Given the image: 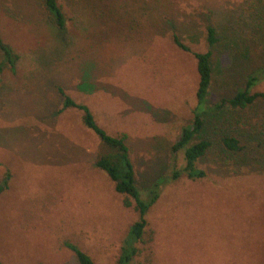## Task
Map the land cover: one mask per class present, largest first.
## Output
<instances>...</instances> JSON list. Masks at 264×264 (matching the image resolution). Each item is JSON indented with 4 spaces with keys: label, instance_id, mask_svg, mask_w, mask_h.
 I'll use <instances>...</instances> for the list:
<instances>
[{
    "label": "rangeland",
    "instance_id": "obj_1",
    "mask_svg": "<svg viewBox=\"0 0 264 264\" xmlns=\"http://www.w3.org/2000/svg\"><path fill=\"white\" fill-rule=\"evenodd\" d=\"M61 34L42 0H0V32L20 56L0 74V259L79 264L69 241L96 264H118L137 220L135 202L95 167L106 152L77 111L57 115L62 87L89 106L111 136L125 135L139 189L163 183L132 264H264V101L230 100L264 70V0H59ZM213 78L201 138L212 147L199 179L172 148L194 119L199 73L191 53L208 50ZM264 93V78L254 89ZM240 150H227L224 137Z\"/></svg>",
    "mask_w": 264,
    "mask_h": 264
},
{
    "label": "trees",
    "instance_id": "obj_2",
    "mask_svg": "<svg viewBox=\"0 0 264 264\" xmlns=\"http://www.w3.org/2000/svg\"><path fill=\"white\" fill-rule=\"evenodd\" d=\"M46 14L61 34L66 33L68 19L59 3V0H42ZM172 42L182 51L191 53L197 61V72L199 73V83L197 88V105L194 111L193 121L187 125L179 139L173 145V152L184 154L185 167L183 170L173 172L170 180H177L185 173L191 179H199L205 176V172L197 167L198 162L203 158L212 147V142L200 139L205 126V118L208 114L207 97L212 84L213 69L211 65L212 49L218 43L217 32L214 27L206 28V42L208 50L204 53L194 52L184 44L176 32L172 33ZM20 56L15 47L5 40L0 32V74L6 69L11 72H17V66ZM264 78V70L258 75L250 76L243 89L230 99L225 101L232 109H245L264 101V93L255 92L254 89ZM57 94L60 98V106L57 115L66 111H77L81 115L83 126L96 135L106 152L99 154L95 162V167L104 172L113 182L115 191L124 196H128L135 202L136 212L138 214L136 222L131 226L129 233L122 246L118 264H132L139 255L138 244L143 242L145 231L148 225L147 214L149 210L157 203L161 196L163 183L155 184L143 198V193L139 189L134 164L130 155L128 140L125 135L111 136L96 121L93 112L89 106L76 102L62 87L57 88ZM224 147L232 152L240 150V143L233 137H224L222 139ZM12 175L7 171L0 177V197L8 191ZM64 247L70 250L79 264H96L94 260L77 245L65 241ZM0 264H8L0 259Z\"/></svg>",
    "mask_w": 264,
    "mask_h": 264
}]
</instances>
